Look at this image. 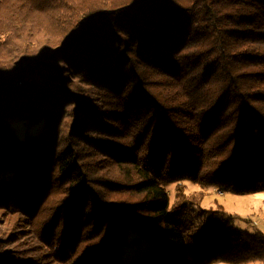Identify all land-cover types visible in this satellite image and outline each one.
Instances as JSON below:
<instances>
[{"label":"trees","instance_id":"16d2710c","mask_svg":"<svg viewBox=\"0 0 264 264\" xmlns=\"http://www.w3.org/2000/svg\"><path fill=\"white\" fill-rule=\"evenodd\" d=\"M185 182L264 192V0H0V264H264Z\"/></svg>","mask_w":264,"mask_h":264},{"label":"rangeland","instance_id":"374dc122","mask_svg":"<svg viewBox=\"0 0 264 264\" xmlns=\"http://www.w3.org/2000/svg\"><path fill=\"white\" fill-rule=\"evenodd\" d=\"M16 126L17 133L21 134L24 131L23 125L20 121L13 122ZM245 163H249V160H245ZM183 198L195 201L196 204L203 209L216 210L221 208L225 212L238 217V227L243 231L250 233L260 231L264 234V192L260 191L256 194L238 196L230 192H222L215 190H208L206 194L195 185L190 183H184ZM179 187L176 185H170L168 192L170 195L171 204H175V201L181 198L176 197ZM181 201H184L183 199ZM151 249V245L144 241L139 240L135 236H131L128 239L127 246L123 249L122 261L127 264L133 262L142 257ZM224 264V263H218ZM248 264H262L261 262H251Z\"/></svg>","mask_w":264,"mask_h":264}]
</instances>
